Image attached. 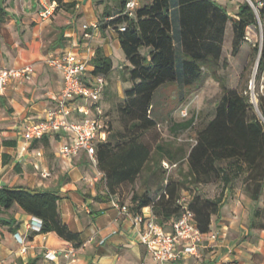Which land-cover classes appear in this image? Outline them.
I'll return each mask as SVG.
<instances>
[{"label": "crops", "instance_id": "obj_1", "mask_svg": "<svg viewBox=\"0 0 264 264\" xmlns=\"http://www.w3.org/2000/svg\"><path fill=\"white\" fill-rule=\"evenodd\" d=\"M42 1L56 2L0 0L6 13L0 21V71L28 65L35 70L31 80L12 78L0 92V189L19 186L58 195L61 218L72 232L80 235L83 244L76 247L56 232L28 231L34 217L16 204L9 212H0V217H12L19 226L15 233H9L7 226L0 225V233H4L0 264H160L140 242V229L132 216L113 205L119 201V190L127 184L108 195L105 173L86 152L71 158L62 156L61 146L73 142L70 134L58 133L31 141L24 137L28 124L40 121L47 110L56 106L54 97L64 87L63 73L49 65L48 59L69 53L87 59L89 70L85 78L89 81L95 76L91 61L99 51L112 59V76L129 64L117 32L104 26L107 18L120 13L119 3L123 0H65L75 6L56 8L47 20H42L39 14ZM214 1L226 9L230 4ZM227 12L232 15L229 9ZM250 46L244 43L238 55ZM246 176L241 175L224 190L219 213L212 217L211 230L203 236L201 256L186 257L175 264H264V222L259 219L263 214L260 207L264 206V192L259 199L252 197ZM156 185L150 189L159 188L160 192L163 186ZM150 189L145 193L154 197ZM222 190L223 186L219 188L218 184L201 188L211 198L219 196ZM119 203L129 206L132 201L122 199ZM151 210L152 206H147L141 213L148 214ZM16 233L26 238L25 253L14 237ZM71 246L76 249L75 262L66 259L63 253ZM49 251L56 252L57 258H47Z\"/></svg>", "mask_w": 264, "mask_h": 264}, {"label": "trees", "instance_id": "obj_2", "mask_svg": "<svg viewBox=\"0 0 264 264\" xmlns=\"http://www.w3.org/2000/svg\"><path fill=\"white\" fill-rule=\"evenodd\" d=\"M55 1L57 9L75 6L65 0ZM175 6H178L180 35L174 29L173 0H145L134 19L124 15L122 1L120 13L104 22V26H111L118 34L129 63L122 75L129 85L124 91V99L117 105L121 130L112 140L114 130L110 121L112 134L109 140L97 145V166L105 173L108 195H111L122 184H133L151 166L156 174L155 169L161 167L163 160L172 164L186 160L187 172L181 179L166 181L156 197L147 193L134 194L129 208L137 214L144 207L152 206L158 222L168 228L183 214L178 201L183 192L189 190V209L195 214L196 226L205 234L211 230L212 217L219 213L224 190L235 179L247 174L245 182L255 199L264 192V123L258 115L264 119V95L259 96L257 109L248 94L223 84L214 117L197 132L196 142L189 149L163 143L153 151L144 136L158 125L152 117V109L161 87L167 84L195 87L204 76L205 65L220 62L227 25L232 24V54L237 56L244 43H251L247 28L259 22L246 1L236 5L235 16L229 15L227 9L214 0H176ZM259 12L264 36V8ZM5 15L0 5V21ZM122 27L126 29L122 31ZM253 49L260 56L258 77L261 78L264 76V37L262 45H255ZM91 64L93 75H104L109 81L113 71L110 57L99 51ZM194 121L195 117H191L174 123L171 130L176 134L178 129L191 128ZM214 181L222 183L223 190L219 196L211 198L201 188ZM59 199L52 193L6 186L0 189V212H9L18 204L27 214L42 220L41 233L56 232L79 247L83 241L61 218ZM0 225L7 226L9 233H15L19 228L12 217H0ZM3 239L4 233H0V242Z\"/></svg>", "mask_w": 264, "mask_h": 264}, {"label": "built area", "instance_id": "obj_3", "mask_svg": "<svg viewBox=\"0 0 264 264\" xmlns=\"http://www.w3.org/2000/svg\"><path fill=\"white\" fill-rule=\"evenodd\" d=\"M123 1L124 15L134 19L137 10L145 0ZM245 1L254 10L263 29L259 11L264 8V0ZM57 6V2L44 3L42 1V9L39 12L41 19L47 20L52 17ZM85 28L89 27L85 26ZM125 29V27L121 28L122 31ZM86 36L90 37L89 34ZM248 40H250L249 37ZM47 62L63 73L64 87L54 97L56 106L47 110L40 121L28 124L24 130V137L27 141H31L58 133L70 134L73 136V142L62 145L59 153L66 158H71L84 151L92 163L97 166V145L108 141L112 134L111 119L101 104L103 93L108 85L107 78L104 75H97L92 81L87 80L85 75L89 70V61L74 53H69L62 58L52 57ZM34 74L35 70L31 65L0 71V92L6 89L10 79L31 80ZM188 115V109L180 111L182 118ZM164 166L170 168L166 161ZM189 201L190 194L180 198L178 203L183 208V214L172 221L168 229L158 222L152 210L148 214L143 212L134 214L129 206L121 205L119 201H114L113 205L123 213L132 216L133 222L140 229V242L147 247L155 261L160 264H175L186 257L201 256L200 248L205 234L196 226L195 214L188 206ZM42 227V220L34 217L28 224L27 230L42 234ZM14 237L21 245V252L25 253L27 251L26 238L20 233H16ZM212 238H216V235ZM63 253L66 259L71 262L76 261L75 247L71 246ZM46 257L54 260L57 258V253L49 251Z\"/></svg>", "mask_w": 264, "mask_h": 264}, {"label": "rangeland", "instance_id": "obj_4", "mask_svg": "<svg viewBox=\"0 0 264 264\" xmlns=\"http://www.w3.org/2000/svg\"><path fill=\"white\" fill-rule=\"evenodd\" d=\"M218 1L226 2L225 0ZM244 1H230L227 9L234 15L237 10L234 7L239 2ZM175 2L176 0H173L174 29L180 35V18ZM247 35L251 40V43H249L251 46L246 48L241 54L234 56L232 54L234 32L231 24H229L226 31L222 58L217 64L205 65L204 76L199 84L193 88H180L177 84H167L157 91L152 109V117L157 121L158 125L155 129L146 132L144 136V141L153 151H155L157 145L163 143H172L174 147L183 145L186 149H189L196 142L197 132L214 117L216 105L223 94V84L248 94L251 102L255 98L258 105L259 96L264 95V76L261 78L258 77L259 67L257 66V62L259 55L254 51L253 47L255 45H262L264 37L263 29L259 23L256 26H250L247 28ZM117 57L118 55L116 53V64L119 62ZM124 69L125 66L116 75H111L108 81L109 84L106 89L105 99L101 101L102 106L104 104L105 110L108 113L107 115H109L113 123L114 132L112 140L116 132L121 130L122 127L117 105L124 99V91L129 85V82L122 75ZM182 109H188L189 115L186 118L180 116ZM258 115L264 123V119L259 113ZM191 117H195L194 124L191 128L183 131L178 129L176 134L171 130L174 123L184 122ZM165 161L169 164L170 168L164 166ZM187 168L186 160L177 164H172L167 159L163 160L161 167L155 169L156 174L152 170L153 166H151L133 184L124 185L119 190V201H122V199L124 201L131 200L133 194L139 192L145 193V190H148V188L150 189L152 186L157 187L156 184L162 187L170 179H181L183 174L187 172ZM217 184L219 188L222 185L219 181L211 182L208 185L215 187ZM150 190L155 197L157 196V192L159 193V188L156 189L157 191ZM185 191L186 193L183 196L186 197L190 191ZM260 210H263L261 212L263 214L259 216V219L264 222V206L260 207Z\"/></svg>", "mask_w": 264, "mask_h": 264}, {"label": "water", "instance_id": "obj_5", "mask_svg": "<svg viewBox=\"0 0 264 264\" xmlns=\"http://www.w3.org/2000/svg\"><path fill=\"white\" fill-rule=\"evenodd\" d=\"M259 60H260V56H259V59H258V62H257V66H259ZM252 103L255 105V107L258 109V105H257V102L255 100V98H253V101Z\"/></svg>", "mask_w": 264, "mask_h": 264}]
</instances>
